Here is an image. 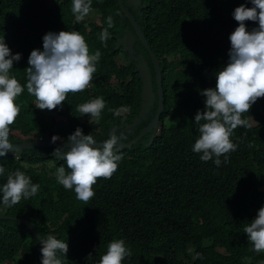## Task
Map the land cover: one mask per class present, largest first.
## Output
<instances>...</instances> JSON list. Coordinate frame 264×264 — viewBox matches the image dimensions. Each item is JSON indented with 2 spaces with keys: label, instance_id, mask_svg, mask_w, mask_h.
I'll list each match as a JSON object with an SVG mask.
<instances>
[{
  "label": "trees",
  "instance_id": "16d2710c",
  "mask_svg": "<svg viewBox=\"0 0 264 264\" xmlns=\"http://www.w3.org/2000/svg\"><path fill=\"white\" fill-rule=\"evenodd\" d=\"M244 3L251 6L250 0H124L162 64L166 109L160 124L132 147L116 149L122 154L117 170L109 179L97 178L87 204L57 183L55 169L63 161L55 148L7 152L0 157V183L20 169L38 191L14 206L0 205V214L29 220L42 237L67 241V256L58 253L62 264H97L114 238H123L132 251L122 264H264V252L253 251L243 232L264 205V97L242 114L252 126L234 130L238 147L227 164L217 167L191 150L198 136L194 116L204 110L201 90L215 86L214 73L227 62L229 34L239 23L232 12ZM91 11L100 18L77 23L71 0H0V37L16 46L24 64L50 30L78 31L90 52L101 51L91 85L68 93L62 107L36 108L24 87L10 125L12 143L44 133L67 141L77 127L98 142L110 131L130 141L158 114L155 63L118 0H92ZM109 15L114 26L104 46L98 35ZM246 24L251 29L258 22ZM10 74L26 84L22 70ZM95 97H103L105 107L100 122L91 124L76 105ZM120 108L125 111L114 117L110 110ZM0 264H41L38 240L23 222L0 219Z\"/></svg>",
  "mask_w": 264,
  "mask_h": 264
},
{
  "label": "clouds",
  "instance_id": "9594fccd",
  "mask_svg": "<svg viewBox=\"0 0 264 264\" xmlns=\"http://www.w3.org/2000/svg\"><path fill=\"white\" fill-rule=\"evenodd\" d=\"M122 1L124 6V0ZM250 3L251 6H247V3L240 4L232 12L233 18L239 23L229 34L227 62L215 71V86L201 90V95L205 97L204 110H197L194 116L193 122L198 136L191 150L200 154L202 161L212 160L217 167L227 164L229 154L238 147L231 139L234 130L238 126H252L247 118H242V114L247 113L258 98L264 97V0H250ZM91 6L92 0H71V12L77 23L100 18L95 11H92L91 15ZM57 17L59 15H56L55 20ZM247 20L257 21L258 24L249 29ZM106 25L98 35L104 46H107V40L110 38L109 29L114 26L112 15L106 17ZM16 50L14 45L9 47L5 37H0V157L6 156L7 152L21 151L10 150L13 144L17 143H12L9 136L10 125L19 113L16 98L24 87L35 98L36 108L52 110L57 106L62 107L68 93L83 91L91 85L92 75L101 57L100 49L90 52L84 36L75 30L46 32L42 37V49L31 50L25 64L20 61L22 53ZM127 61L124 60L123 63ZM12 69L25 73L27 81L23 87L17 80V75L10 74ZM104 107L103 97H95L76 105V110L81 117L89 114L91 124H98ZM110 111L117 117L125 109ZM58 138V135L54 134L51 138L44 133L35 140L67 143L63 147H41L55 148L54 156L63 161L61 166L55 169L57 183L74 191L76 199L87 204L94 196L92 186L97 178L109 179L117 170L122 159V154L116 150L119 147L117 141L122 139H119L116 132L110 131L107 138L98 142L92 134H85L81 127H77L68 135L67 141L57 140ZM98 144L100 146H95ZM4 175L5 169L0 166V176ZM37 191L38 184L33 183L25 172L20 169L9 171L5 182L0 183V205L14 206L22 198L28 199L36 195ZM248 221L243 226V232L247 234L252 250L256 253L264 252V205H261L255 217ZM39 242L41 264H62L58 253L67 256V241L50 234L46 238L41 236ZM131 254V248L126 246L123 238H114L108 242L106 251L101 254L97 264H122ZM197 256L200 254L197 253ZM224 256L230 254L226 251Z\"/></svg>",
  "mask_w": 264,
  "mask_h": 264
},
{
  "label": "water",
  "instance_id": "95a60500",
  "mask_svg": "<svg viewBox=\"0 0 264 264\" xmlns=\"http://www.w3.org/2000/svg\"><path fill=\"white\" fill-rule=\"evenodd\" d=\"M120 4V9L121 11L127 16L133 25L136 33L138 34L139 39L141 40L142 44L149 49L151 52L153 61L155 63L156 69H157V74H158V80H159V85H160V94H161V104H160V109L158 112V115L155 117V119L147 126L145 127L141 133L134 138L133 140L130 141H123L119 140L117 141V144L119 147H132L134 144L138 143L143 137H145L149 132H151L155 127H157L160 124L162 114L165 111V96H164V77H163V71H162V65L161 62L158 58V55L154 52L152 47L150 46V43H148L145 35L143 34L141 28L139 27L138 23L136 22L134 16L130 13V11L123 6V1L119 0ZM67 143L65 142H53V141H48V140H32L29 142L25 143H17L13 144V148L10 150L14 151H19L23 149H30V148H35V147H41V146H53V147H63L66 146ZM95 146H100L95 145ZM0 219H12L15 221L23 222L31 231V233L40 241L41 235H39V232L37 228L31 223L29 220L21 218V217H10L7 215L0 214ZM40 244V242H39Z\"/></svg>",
  "mask_w": 264,
  "mask_h": 264
},
{
  "label": "rangeland",
  "instance_id": "374dc122",
  "mask_svg": "<svg viewBox=\"0 0 264 264\" xmlns=\"http://www.w3.org/2000/svg\"><path fill=\"white\" fill-rule=\"evenodd\" d=\"M90 13H91V15H93L92 11H90ZM92 17L94 18V16H92ZM252 123H253L254 125H257V123H255L254 121H252Z\"/></svg>",
  "mask_w": 264,
  "mask_h": 264
}]
</instances>
